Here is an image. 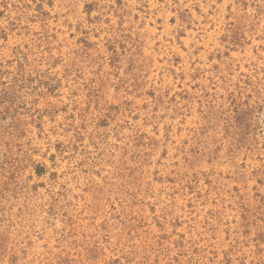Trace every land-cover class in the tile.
<instances>
[{
	"label": "rangeland",
	"instance_id": "374dc122",
	"mask_svg": "<svg viewBox=\"0 0 264 264\" xmlns=\"http://www.w3.org/2000/svg\"><path fill=\"white\" fill-rule=\"evenodd\" d=\"M0 264H264V0H0Z\"/></svg>",
	"mask_w": 264,
	"mask_h": 264
}]
</instances>
